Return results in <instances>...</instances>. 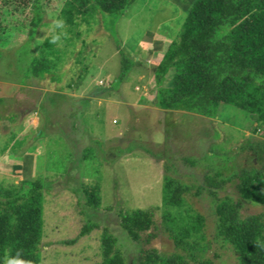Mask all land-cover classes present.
<instances>
[{"label":"rangeland","instance_id":"1","mask_svg":"<svg viewBox=\"0 0 264 264\" xmlns=\"http://www.w3.org/2000/svg\"><path fill=\"white\" fill-rule=\"evenodd\" d=\"M195 1L135 0L122 15L98 13L70 24L60 15L63 0H50L33 36L15 33L1 48L0 186L45 179L41 264H101L105 227L118 237L128 264L139 263L142 246L171 256L180 249L167 230L166 210L205 219L197 260L188 264H238L234 249L216 238L215 195L196 192L216 166L229 175L252 162L264 165L249 149L241 151L264 139L258 115L230 104L216 117L154 105L155 67ZM41 55L53 59L58 80L29 75L31 58ZM125 57L134 60L128 70ZM166 176L191 186L181 206H163ZM84 184L99 185V209L85 205ZM217 193L237 198L235 181ZM108 205L155 207L156 237L149 245L134 242ZM257 213L264 203L243 200L242 216ZM89 221L99 227L81 236Z\"/></svg>","mask_w":264,"mask_h":264},{"label":"trees","instance_id":"2","mask_svg":"<svg viewBox=\"0 0 264 264\" xmlns=\"http://www.w3.org/2000/svg\"><path fill=\"white\" fill-rule=\"evenodd\" d=\"M48 1L0 0V54L13 34L24 32L28 37L35 34ZM134 1L63 0L60 15L70 24L78 18L89 21L98 13L122 15ZM54 64L49 55L33 56L28 73L39 79L49 74L54 81L58 80L52 69ZM133 64V59L125 57L124 70ZM171 70V78L166 82ZM154 82L157 107L216 117L222 104H230L257 114L264 129V0H196L178 39L171 41L156 65ZM4 100L0 96V104ZM247 149L258 163L264 162V139L241 146L242 152ZM185 161L196 163L189 157ZM233 181L238 197H220L218 190ZM45 185V179L37 177L24 178L9 187L0 186V264H41ZM203 189L216 198V238L234 249L238 264H264V213L241 214L243 200L264 203V165L259 167L252 162L229 175L216 166L205 174L204 185L196 194H201ZM190 190L189 184L166 176L163 206L166 209L181 206ZM79 192L85 205L99 209L102 199L99 185L84 184ZM105 209L115 212L134 242L149 245L156 237L151 231L158 228L155 207L108 205ZM164 216L171 224L167 230L172 232L171 237L180 251L163 256L156 247L142 246L138 264H188L190 260H197L194 250L198 247L204 217L177 218L167 210ZM98 227V222L89 221L80 235ZM118 242V237L105 227L101 264H128ZM212 262L211 259L199 261L200 264Z\"/></svg>","mask_w":264,"mask_h":264},{"label":"clouds","instance_id":"3","mask_svg":"<svg viewBox=\"0 0 264 264\" xmlns=\"http://www.w3.org/2000/svg\"><path fill=\"white\" fill-rule=\"evenodd\" d=\"M9 264H10V262H9Z\"/></svg>","mask_w":264,"mask_h":264},{"label":"crops","instance_id":"4","mask_svg":"<svg viewBox=\"0 0 264 264\" xmlns=\"http://www.w3.org/2000/svg\"><path fill=\"white\" fill-rule=\"evenodd\" d=\"M18 168H19V166H18Z\"/></svg>","mask_w":264,"mask_h":264}]
</instances>
